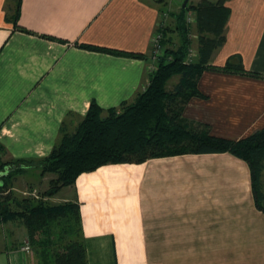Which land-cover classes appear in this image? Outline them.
Wrapping results in <instances>:
<instances>
[{"label": "crops", "instance_id": "1", "mask_svg": "<svg viewBox=\"0 0 264 264\" xmlns=\"http://www.w3.org/2000/svg\"><path fill=\"white\" fill-rule=\"evenodd\" d=\"M152 1L20 0L23 31L5 18L16 1L0 0V164H28L11 180L12 191L33 184L23 178L28 172L41 175L38 159L50 154L64 120L73 129L91 101L117 107L147 86L160 18ZM165 1L177 10L183 0ZM225 6V40L212 63L240 56L260 77L205 70L198 80L203 96L187 102L183 117L238 140L264 127V0ZM4 176L0 169V185ZM53 200L78 205L88 264H264V212L251 171L227 152L107 164L80 174ZM28 240L20 221L0 223V264H40Z\"/></svg>", "mask_w": 264, "mask_h": 264}, {"label": "trees", "instance_id": "2", "mask_svg": "<svg viewBox=\"0 0 264 264\" xmlns=\"http://www.w3.org/2000/svg\"><path fill=\"white\" fill-rule=\"evenodd\" d=\"M5 18L19 30L20 0ZM184 1V0H183ZM170 10L165 0H153L160 18L154 33L161 35L162 53L155 71L149 73L147 86L133 101L104 109L93 100L87 113L71 129L67 120L59 128V139L50 154L38 159L40 174H52L44 196H54L65 186L73 185L78 176L107 164L143 163L152 158L182 154L227 152L248 163L257 208L264 212V127L252 134L232 140L215 136L205 123L183 117L187 102L202 97L198 80L205 70L239 73L260 77L243 66L240 56H232L224 66L212 63L214 53L223 45L225 27L230 16L227 0H203ZM195 14V24L187 14ZM167 15L170 21H166ZM174 34L178 41L175 40ZM197 40L196 57L189 61L192 36ZM119 55L144 58L142 53L87 46ZM152 50V49H151ZM152 51L150 52V57ZM178 77L172 88L168 83ZM29 162H33L29 161ZM26 161L0 164L5 179L0 190L27 167ZM20 221L26 228L29 243L34 245L40 264H88L82 241L77 204H49L42 199H16L11 192L0 201V223Z\"/></svg>", "mask_w": 264, "mask_h": 264}, {"label": "rangeland", "instance_id": "3", "mask_svg": "<svg viewBox=\"0 0 264 264\" xmlns=\"http://www.w3.org/2000/svg\"><path fill=\"white\" fill-rule=\"evenodd\" d=\"M169 1V0H168ZM191 2V1H190ZM215 2V1H214ZM182 3V2H181ZM169 6V5H168ZM188 15V14H187ZM166 21H170L169 17L165 16ZM195 24V23H194ZM174 38L176 41H178L177 39V36L174 34ZM196 46H197V40L196 38H193V45L192 47L196 49ZM153 47H151L152 49ZM152 51V50H151ZM150 51V52H151ZM175 78H173L174 80ZM178 79V78H176ZM177 80H174L173 81V84L176 82ZM172 84V85H173ZM26 172V171H25ZM32 173H35V174H32ZM54 177L52 174H44L43 176H39V174H37V172H28L26 175H23V178H25L26 180H30L29 182L33 183L31 184L30 186H28V188H19L17 184H15V187L14 188L15 190L14 191H11V193L13 194V196L16 198V199H24V198H31V199H42L44 201H46L47 203L49 204H52L53 203V199H54V196H51V197H48V196H44L43 195V192L49 187V180ZM42 178V179H41ZM32 186V187H31ZM11 187V185L9 186ZM8 189H11V188H8ZM20 189V190H19ZM17 191V195H15V192ZM7 195V194H6ZM5 196V195H4ZM3 196V197H4ZM2 197V198H3ZM2 201V199H1Z\"/></svg>", "mask_w": 264, "mask_h": 264}, {"label": "built area", "instance_id": "4", "mask_svg": "<svg viewBox=\"0 0 264 264\" xmlns=\"http://www.w3.org/2000/svg\"><path fill=\"white\" fill-rule=\"evenodd\" d=\"M173 1H179V0H169V2H173ZM181 1V0H180ZM164 16L167 17V15L164 14ZM187 22L191 25H194L195 23V14L193 12H189L187 15ZM151 47L152 48V55L150 57L151 62L149 63L148 66V72L151 73L153 71H155L156 69V61L158 60V57L161 55L162 53V48H161V35H159L158 33H154L153 38H152V43H151ZM197 51L195 48H191L189 50V54H188V60L191 61L192 59H194V57H196ZM12 189H6L4 191L0 190V201L2 199V197L6 194H8L9 192H11ZM24 251H30L31 247L29 245V243L27 242L24 247L22 248Z\"/></svg>", "mask_w": 264, "mask_h": 264}, {"label": "water", "instance_id": "5", "mask_svg": "<svg viewBox=\"0 0 264 264\" xmlns=\"http://www.w3.org/2000/svg\"><path fill=\"white\" fill-rule=\"evenodd\" d=\"M188 1H189V0H184V1H183V7H185V6L187 5Z\"/></svg>", "mask_w": 264, "mask_h": 264}]
</instances>
